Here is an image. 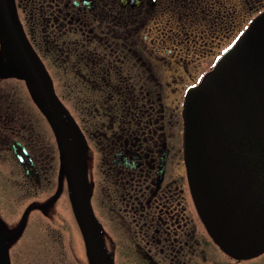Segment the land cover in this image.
Here are the masks:
<instances>
[{"label": "flooded vegetation", "instance_id": "obj_1", "mask_svg": "<svg viewBox=\"0 0 264 264\" xmlns=\"http://www.w3.org/2000/svg\"><path fill=\"white\" fill-rule=\"evenodd\" d=\"M13 5L74 125L91 210L114 264H264V252H227L206 224L185 165L183 120L186 95L264 13V0ZM7 57L0 28V174L10 175L0 182L7 192L22 188L26 200L22 216L17 203L13 220L0 223L11 264H24L22 251L41 264H75L79 225L57 138L26 81L1 72Z\"/></svg>", "mask_w": 264, "mask_h": 264}, {"label": "water", "instance_id": "obj_2", "mask_svg": "<svg viewBox=\"0 0 264 264\" xmlns=\"http://www.w3.org/2000/svg\"><path fill=\"white\" fill-rule=\"evenodd\" d=\"M5 75L26 81L61 152L89 264H114L93 216L74 125L53 94L14 20L13 0H0ZM187 172L201 213L221 246L239 258L264 252V13L257 16L183 109ZM0 227V264H11Z\"/></svg>", "mask_w": 264, "mask_h": 264}, {"label": "rangeland", "instance_id": "obj_3", "mask_svg": "<svg viewBox=\"0 0 264 264\" xmlns=\"http://www.w3.org/2000/svg\"><path fill=\"white\" fill-rule=\"evenodd\" d=\"M72 97H73V95H72ZM1 169L2 168L0 167V170ZM0 173H2V171H0ZM0 176L4 177L3 179L7 178V176L10 177L9 174H7L6 176L0 174ZM16 178H17V176H16ZM9 183L15 184V179H12V177H11V180H9ZM0 185H1V182H0ZM17 190H18L17 191L18 194H15L16 192L14 193V191L7 192L4 185L0 186V223H5L3 221V219L6 220V222H8V223H10L13 220L14 214H15L14 210H15V208H17V203L20 205L21 216H22V214H23L22 212H24V208L26 207V203L24 202L26 200H24V198H23L24 197V195L22 194L23 189L20 188ZM9 196H11V197L14 196L13 197L14 201L12 200V202L14 203V204L12 203L13 205H10L8 202ZM15 196H16V198H15ZM19 198H20V200L18 201L17 199H19ZM15 200H16V203H15ZM62 209L64 210V208H62ZM56 211L61 216L67 215L66 211L62 212L61 209L57 208ZM21 216L19 217V219L21 218ZM61 219H64V217H61ZM75 222H76V220H75ZM75 229H76L75 230V264H88L86 254H85V245H84L79 227L75 226ZM51 230H54V229L51 228ZM68 231H69V229H68ZM42 233H44V232L42 231ZM29 247H30L29 249L33 250V252L37 251V249H35L34 246H29ZM21 255H22V257H20V258H23L21 260V262H23L24 264H41V263L36 262L34 257H32L31 255L29 257H25L26 253L24 251L21 252ZM36 257L37 258L40 257L39 253H36Z\"/></svg>", "mask_w": 264, "mask_h": 264}]
</instances>
